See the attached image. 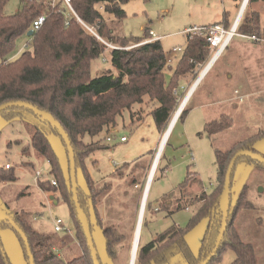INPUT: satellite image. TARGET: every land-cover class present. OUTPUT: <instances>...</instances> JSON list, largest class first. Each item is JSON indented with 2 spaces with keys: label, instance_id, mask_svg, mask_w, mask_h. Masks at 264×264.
Instances as JSON below:
<instances>
[{
  "label": "trees",
  "instance_id": "1",
  "mask_svg": "<svg viewBox=\"0 0 264 264\" xmlns=\"http://www.w3.org/2000/svg\"><path fill=\"white\" fill-rule=\"evenodd\" d=\"M7 1L0 0V104L8 101H26L49 112L65 129L74 151L78 201L88 217L99 263L113 264L120 248L128 253L131 251L137 214L123 224L121 222L117 226L102 227L99 217L100 196L107 194L112 181L104 178L97 181L89 172L88 158L99 145V141L94 138L103 130L115 127L117 116L125 109L130 110L135 103H141L145 96L151 102H155L150 114L156 130L165 131L178 108L177 92L175 93L174 90H177L176 87L182 80L196 79L198 68L207 62L210 51L208 43L199 35L186 36L183 51L176 64L173 67L168 64L170 81L167 83L164 79L167 54L160 39L141 43L150 37L148 28L143 36L127 38L114 36L108 27L105 15L122 19L126 15L123 4L129 0H70L75 14L69 11L61 0L54 2L22 0L20 8L8 15L3 11ZM251 1L256 0H248L247 3ZM245 8L237 30L240 33L256 35L264 43V27L260 25L259 13L250 11L245 14ZM40 15H44L43 23L28 35L29 39L25 44L26 47L30 45V49L24 50L18 57L12 59L10 56L15 40L20 35L26 34L32 22ZM75 15L82 22L93 27L108 43H119L121 46L107 48L82 26ZM224 25L228 27V24ZM127 44L137 45L126 48ZM105 54L109 57L112 69L91 76V61ZM186 112L187 107L181 111L177 119L183 117ZM0 116L6 120L17 118L24 123L30 136L29 145L39 158L47 161L49 173L56 178L54 180L56 185L57 182L60 184L57 190L69 208L75 224L77 242L82 248L78 255L63 258L60 253L65 248H71L73 242L71 237L67 234L60 237L39 231L32 224L31 213L23 209L12 210L10 206L0 204V208L9 214L26 234L34 264H93L72 202L68 153L57 129L42 116L19 106L3 109L0 111ZM231 125L232 119L223 113L219 118L206 122L204 131L209 137L214 138ZM49 130L56 133L67 154V178L47 136ZM263 137L264 133H256L236 141L226 150H215L217 177L212 191L207 193L200 186L201 182L197 178L187 177L179 185L180 196L174 198V207L168 213L198 204L196 211L184 227L173 223L144 244L139 237L134 264H198L205 258L214 247L220 228L222 189L229 161L234 153L241 149L259 153L254 145ZM86 139L97 143V146L87 149L84 142ZM22 153L27 154L28 147L24 146ZM243 159L264 168L263 164L249 157H239L232 169L231 180L237 162ZM137 162L139 160L134 163ZM127 163L124 162L122 166ZM159 164L160 160L157 170ZM4 165L0 164V184H10L15 180L13 166L10 164L9 168H5ZM117 169L119 167L110 174L111 180H117ZM37 181V186L44 191H49V185H53L51 179L38 178ZM189 183L198 184L199 191L194 194L186 191ZM244 196L245 190L242 189L233 201L230 190L224 235L217 251L207 264L218 263L226 249H232L234 252L231 264H259L255 246L249 241L242 240L236 229L239 213L243 209L252 207L251 202ZM162 204L168 209L169 201L167 203L162 200ZM146 205L147 201L144 212ZM202 219H207L208 224L198 253L194 254L186 240V233ZM3 229L14 232L21 248L23 263H13L3 250L0 241V264H29L20 236L6 220L0 218V231ZM96 234L102 237V244L99 247L95 242ZM101 251L103 256L100 254Z\"/></svg>",
  "mask_w": 264,
  "mask_h": 264
},
{
  "label": "rangeland",
  "instance_id": "2",
  "mask_svg": "<svg viewBox=\"0 0 264 264\" xmlns=\"http://www.w3.org/2000/svg\"><path fill=\"white\" fill-rule=\"evenodd\" d=\"M21 1L8 0L4 5V13L8 15L16 12L21 6ZM242 1L129 0L123 4L125 17L116 19L105 15V18L112 34L116 37L143 36L148 28L161 40L164 52L171 59L164 69V79L168 83L170 81L168 64L174 66L181 55V51L173 52L172 48H184L186 39L183 31L195 25L226 24L225 19H228V26L232 25ZM250 11L259 13L260 25L264 27V1L256 0L247 3L245 14ZM28 39L27 34H22L15 40L10 56L12 59L18 57L24 50L30 49V45L25 46ZM102 39L108 42L105 38ZM112 44L121 46L119 43ZM135 45L137 44H127L125 47L130 48ZM209 56L210 51L208 59ZM206 64L207 62L198 68V75ZM107 69H112L108 55L99 56L91 61V76ZM229 71L232 72L236 81L231 88L236 87L238 94L249 92L250 97L247 94L246 100L241 101L240 108L236 109V107L234 112L231 109L223 110L217 105L199 106L197 103L203 90L210 89L216 79L218 81L222 74ZM186 81L187 88L181 84L176 87L178 106L195 80L190 82L191 79L187 78ZM186 104L184 108L187 107V112L173 123L160 153L161 158L159 156V169L156 168L149 182L146 212H144L140 228L142 244L150 241L157 233L164 231L173 223L181 227L186 225L198 204H192L172 213L168 211L173 209L174 198L180 196L179 185L187 177L197 178L201 182H199L200 186L207 193L213 190L217 177L216 149L226 150L236 141L256 133H264V43L250 42L246 38L234 36L210 67L209 74L199 86L198 91ZM154 105L155 102H151L145 96L141 103H135L130 110L125 109L121 115L117 116L113 131L111 128L105 129L94 138L99 141V145L88 158L89 172L97 181L103 178L112 181L107 194L100 196L99 217L102 227L117 226L121 222L123 224L128 219H133L136 214L138 217V206L140 207L147 176L161 137L166 131L158 133L156 130L150 114ZM222 112L232 119V125L211 138L204 131L205 123L211 119H217L218 114ZM47 136L60 159L63 174L67 178L68 161L63 144L55 132L49 130ZM121 136H125L127 141H120ZM29 137L28 130L20 119L6 120L0 116V164L10 163L15 176V180L10 182L9 188L3 190V194L12 210L23 209L31 213L33 226L36 229L48 234L54 233L53 221L58 217L74 232L75 225L69 208L57 190L60 187L59 182L57 185L50 184V190L47 192L37 187L38 178L51 179V181L56 178L49 173L47 161L39 158L29 145ZM107 137L110 140H107ZM154 139H156L155 143ZM84 142L87 149L97 146V143L87 139ZM153 143V148L148 151L147 149ZM24 146L28 147L27 154L22 153ZM254 148L259 154L264 155V137L255 142ZM91 159L94 161L92 162ZM136 160L139 162L134 163ZM124 162L128 163L122 166ZM118 167L117 180H111L110 174ZM36 172H39L41 176L36 177ZM242 189L245 190L244 197L251 202L252 207L243 209L239 213L236 229L242 240L253 243L259 264H264V168L246 159L238 161L233 170L230 186L233 201ZM185 190L194 194L199 191V187L198 184L192 183ZM50 195L54 197L53 201L49 200ZM55 200L56 203H54ZM162 200L167 203L169 201L168 209L162 204ZM206 225L207 222L202 219L186 233V239L195 252L199 250ZM0 241L3 250L13 263H23L21 248L12 230H1ZM95 242L99 247L102 244V237L96 234ZM74 247V250L81 253L82 248L78 242ZM100 254L103 256L102 251ZM233 259V250L226 249L216 264H231ZM129 260L130 252L120 248L113 264H129Z\"/></svg>",
  "mask_w": 264,
  "mask_h": 264
},
{
  "label": "water",
  "instance_id": "3",
  "mask_svg": "<svg viewBox=\"0 0 264 264\" xmlns=\"http://www.w3.org/2000/svg\"><path fill=\"white\" fill-rule=\"evenodd\" d=\"M32 32H33V30L29 29L26 34L31 35ZM202 76L203 75H201V74L198 75V77L196 78V80L194 82V84H195L194 87L200 81ZM11 106L23 107V108H26L28 110H31L35 114L42 116L44 119H46L51 125H53L57 129L59 135L61 136V138H62V140L66 146L67 153H68L69 174H70V183H71L73 206H74L78 221L81 225L83 234L85 236V240H86L89 252H90L92 262H93V264H100L99 260H98L96 249L94 247L93 237L91 235L88 217L84 213V211L82 210V208L79 204V201H78V192H77L78 184H77V178H76V166H75L74 151H73V148L71 146V142H70V139L68 137L67 132L49 112L41 110V109L37 108L36 106H34L33 104L28 103L26 101L17 100V101H8L5 103H2V104H0V111H2L3 109H5L7 107H11ZM179 110H180V105L178 106L176 113H178ZM172 119H173V117H172ZM172 119H171V121H170L165 132H167V131L170 132L171 127L173 125ZM160 153H161V150H157V153H156L157 157H155V159H156L155 162L157 161ZM239 157H249V158H251V159H253V160L264 165V156L257 153V152H254V151H251L248 149H241V150H238L237 152L234 153V155L232 156V158L229 161V164H228L226 172H225L224 184H223V189H222V216H221V221H220L219 232H218L214 247L212 248L211 252L205 258H203L198 264H207L208 263V261L212 258V256L217 251V249L220 245V242L222 240V237L224 235V231H225L226 223H227L228 208H229L231 173H232V169L236 163V160ZM149 182H150V176L147 178V183L145 184V187H144V191H143V195H142V199H141V203H140V207H139V212H138V217H137V222H136L135 228H137L140 224V217H141L142 209L144 208V203L146 201L147 189L149 186ZM0 218L6 220L10 224V226L16 231V233L20 236V238L24 244L25 250H26L28 263L34 264L33 256H32V253H31V250L29 247V243H28V239H27L26 234L17 225V223L11 218V216L7 212H5L2 208H0ZM133 263H134L133 258L130 257L129 264H133Z\"/></svg>",
  "mask_w": 264,
  "mask_h": 264
},
{
  "label": "built area",
  "instance_id": "4",
  "mask_svg": "<svg viewBox=\"0 0 264 264\" xmlns=\"http://www.w3.org/2000/svg\"><path fill=\"white\" fill-rule=\"evenodd\" d=\"M52 1L54 2L55 0H52ZM61 1L69 11L74 13V11L70 5V0H61ZM242 3H243V1H242ZM76 18L82 24V26L85 27V29H87L91 34H93L98 40L103 42L107 48H116L117 47L111 43L104 41L96 33V31L93 29V27L82 22L77 16H76ZM43 21H44V15L38 16L32 22L30 29L34 30V29L38 28L43 23ZM238 23H239V21L237 19H235L234 22L232 23V25H230L228 27L225 26L224 24H221V23H212V24H206V25H195V26L187 28L186 30L183 31V33L185 36L199 35V36H202L205 38V40L208 43V46L210 48V56H209V59L207 61V64L205 65V67L208 66L210 68L217 61V59L220 57L222 52L229 45L230 41L232 40V38L234 36L246 38L249 41H255V42L256 41H262V39H260L256 35H253V34L249 35V34L240 33L237 30ZM149 33H150V37L145 39L141 43L158 39L157 37H155L153 35V33L151 31ZM172 51L173 52H179V51L182 52L183 48L173 47ZM169 62H171V59L167 57V63H169ZM174 92L176 93L177 90H175ZM107 140H110V138L107 137ZM125 140H126L125 136L120 137V141H125ZM4 166H5V168H9L10 164L5 163ZM39 176H41V174L39 172H36V177H39ZM51 183L53 185H56V182L54 180L51 181ZM53 229L55 232L71 233V230L66 226V224L63 222V220L61 218H58V217L55 218L53 221Z\"/></svg>",
  "mask_w": 264,
  "mask_h": 264
},
{
  "label": "crops",
  "instance_id": "5",
  "mask_svg": "<svg viewBox=\"0 0 264 264\" xmlns=\"http://www.w3.org/2000/svg\"><path fill=\"white\" fill-rule=\"evenodd\" d=\"M241 8V5L238 9V12L236 14V17L237 15L239 14V10ZM235 17V19H236ZM226 21V24L228 22V19H225ZM205 24V23H204ZM186 38V36H185ZM161 41V40H160ZM250 42H255V41H250ZM185 45V44H184ZM171 66V65H170ZM173 67V66H172ZM210 70V68H209ZM209 70L202 76V78L200 79V81L197 83V85L195 86V88L193 89L192 91V94L191 96L195 95V93L198 91V88L199 86L201 85V83L203 82V80L207 77V75L209 74ZM196 80V79H195ZM220 80V81H219ZM219 80L215 81V84L210 88V89H205L203 90V94L202 96L200 97V100L198 101L197 104H199V106H202V107H213V106H218L220 107L221 109L225 110V109H231L232 112H234L236 109H239L240 108V102L241 101H244L246 100L247 98V94L249 95L250 97V93L249 92H244L245 94H238L239 91L235 88H231V86L236 83L235 79H234V75L232 74L231 71L229 72H225L224 74H222V76H220ZM192 82V80L190 81ZM195 82V81H194ZM181 85H183L185 88L188 87V83L186 80H182ZM193 84V83H192ZM191 87V86H190ZM190 89V88H189ZM188 89V90H189ZM190 96V97H191ZM237 107V108H236ZM236 108V109H235ZM242 108V107H241ZM224 112L218 114L219 116L221 114H223ZM218 116V118H219ZM213 120V119H211ZM115 127H112L111 128V131L114 130ZM158 132V131H157ZM159 133V132H158ZM120 140V139H119ZM127 141V138L126 140ZM124 142V141H123ZM156 142V139H154V143ZM154 143L153 145H151V147H149V149H147L148 151L151 150L154 146ZM7 163V162H5ZM4 163V164H5ZM3 165V164H2ZM38 187V186H37ZM7 188H9V184H0V204L3 205V206H10L8 200H6V197L5 195L3 194V190H6ZM39 188V187H38ZM40 189V188H39ZM47 192V191H46ZM49 200H54V197L52 195H50V199ZM49 202V201H48ZM54 203H56V200L54 201ZM12 209V208H11ZM190 218V217H189ZM188 218V219H189ZM34 221V219H33ZM205 221L207 222L208 224V220L205 219ZM237 222V221H236ZM65 223V222H64ZM33 224V222H32ZM66 224V223H65ZM75 225V224H74ZM207 226V225H206ZM53 227V226H52ZM68 227V226H67ZM40 231V230H39ZM43 232V231H42ZM53 232L54 233H50V234H54V235H58L60 237H62L63 235L67 234L69 237H71L72 239V244H71V248H65L64 250L61 251V256L63 258H70L71 256L73 255H78L79 254V251L77 250H74L75 249V243H77V240H76V231L72 232L71 233H64V232H60V233H57L54 231L53 229ZM45 233V232H44ZM64 233V234H63ZM60 234V235H59ZM187 240V239H186ZM188 242V241H187ZM189 244V243H188ZM190 246V245H189ZM191 248V247H190ZM192 250V249H191ZM75 251V252H74ZM193 251V250H192ZM66 253V254H64ZM194 254H197V252L193 251ZM66 255V257L64 256Z\"/></svg>",
  "mask_w": 264,
  "mask_h": 264
},
{
  "label": "bare ground",
  "instance_id": "6",
  "mask_svg": "<svg viewBox=\"0 0 264 264\" xmlns=\"http://www.w3.org/2000/svg\"><path fill=\"white\" fill-rule=\"evenodd\" d=\"M247 2H248V0H243V3L241 4V8L239 10V14L236 17V19L238 21L241 18V15L243 13V10H244ZM208 70H209V67L207 66V67H205V68L202 69V71L200 72V74L201 75H204ZM194 85L195 84L193 82V84L191 85L190 89L187 91L185 97L181 101L179 112L176 113V111H175V113L173 115V119H172V124L177 120L179 114L181 113V111L183 110V108L186 105L187 101L189 100V98H190V96L192 94L193 88H195ZM169 133L170 132L167 131V132H164V134L162 135L161 140H160V143H159V146H158V150H161L162 151V149L164 148L163 146H164V144H165V142H166V140L168 138ZM156 155H155V157H157ZM155 157H154L153 163H152V165L150 167V170H149V173H148V176H147V178L150 176V180L152 179V177L155 174V171H156V168H157V164H158V161H159V157H158L157 161L155 162V160H156ZM146 183H147V181H146ZM144 207H145V203H144ZM143 213H144V208L142 209V213H141V217H140V224H139V226L137 228H135V231H134L133 242H132V247H131V251H130V257L133 258V261H135V255H136V251H137V248H138V245H139L140 228H141V225H142Z\"/></svg>",
  "mask_w": 264,
  "mask_h": 264
}]
</instances>
